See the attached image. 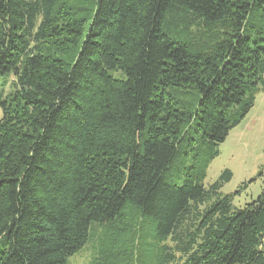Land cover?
I'll return each mask as SVG.
<instances>
[{"label":"trees","instance_id":"obj_1","mask_svg":"<svg viewBox=\"0 0 264 264\" xmlns=\"http://www.w3.org/2000/svg\"><path fill=\"white\" fill-rule=\"evenodd\" d=\"M0 77V264H68L95 224L91 264H264V190L205 186L264 90V0H0Z\"/></svg>","mask_w":264,"mask_h":264},{"label":"rangeland","instance_id":"obj_2","mask_svg":"<svg viewBox=\"0 0 264 264\" xmlns=\"http://www.w3.org/2000/svg\"><path fill=\"white\" fill-rule=\"evenodd\" d=\"M6 78L0 77V92ZM12 79L5 87V94L11 90ZM0 109V119L2 118ZM218 155L210 160L205 186L215 183L226 170L231 171L232 179L222 188L224 195L236 194L233 199L235 209L243 208L253 202L264 190V176L258 177L264 165V90L255 93V104L246 118L232 131L226 140L218 147ZM208 152L202 151L200 157H208ZM191 157V155H190ZM130 217L123 224L116 226L115 231L122 238L133 240L136 227ZM119 225V224H118ZM111 230L109 225L95 224L92 237L88 243L75 255L68 259V264H91L98 257L101 244ZM132 230V231H131ZM131 231V232H130ZM129 233V235H128ZM135 239V238H134ZM123 241L116 245L119 249Z\"/></svg>","mask_w":264,"mask_h":264}]
</instances>
